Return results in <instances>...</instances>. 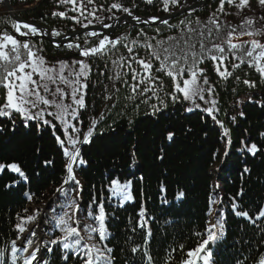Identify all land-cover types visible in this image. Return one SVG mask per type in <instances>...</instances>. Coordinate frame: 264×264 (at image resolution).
<instances>
[{
  "label": "trees",
  "instance_id": "16d2710c",
  "mask_svg": "<svg viewBox=\"0 0 264 264\" xmlns=\"http://www.w3.org/2000/svg\"><path fill=\"white\" fill-rule=\"evenodd\" d=\"M9 1L17 10L19 18L44 26L51 34L54 31L61 33L53 37L106 25L127 14L115 9L107 11L112 3H121L131 9L133 14L149 18L169 15L178 8L170 7L165 12L162 0H154L153 4H147L144 0H95L94 5H88L87 0H84L87 11L95 9V15L101 23L92 17L85 19L79 15V11L71 10L72 4H62L60 0ZM193 1L197 0H180V5ZM79 3L80 0H77ZM219 4L220 0H211L204 7L173 19L168 25L123 26L112 37L120 38L121 45L108 55L92 59L70 57L67 60L63 58L77 52L67 47L69 43L92 47L100 37L83 33L73 37L66 46L56 49L45 39L30 40L27 38L31 35L20 36L14 28L16 22L0 7V35L6 32L29 42L34 50L42 49L39 54L47 61L46 66L59 69L63 62L67 65L64 75L72 80L71 73L79 67L75 61L90 65L91 71L84 81L88 85L83 97L86 107L78 110L76 120L71 116L67 119L69 123L77 124L85 134L93 126L92 122L96 121L93 142L79 145L86 164L75 166L76 179L79 181V186H76L71 181L64 183L67 178V158L63 156L50 128L42 125L37 127L36 121H29L25 126L16 113H13L12 119L0 117V163L17 162L29 177L27 182L15 184L13 177L16 174L9 171L0 174V253L10 254L11 241L17 239V215H26L24 209H28L27 214H31L52 200L58 205L50 203L51 207L46 213L51 217L54 213L62 214L59 212L61 205L78 197L79 211L75 212V217L79 220L80 229L93 223L87 214H98L97 205L103 204L107 238L101 241L98 233H92L93 239L89 240V233L81 231L82 244L95 243L98 247L111 248L112 264H147L145 253L151 255V264H180L186 258V252L197 245L195 233L205 231L207 221L219 214L218 209L223 210L227 236L225 242L212 249L209 264H236L238 259L245 264H252V257L258 253L264 254V218L253 225L236 217L232 211L234 204L240 205L251 216L258 215L264 209V78L247 64L235 68L234 65L239 61L230 55L227 44H224L227 59L221 63V69L226 68L232 74L227 79L215 71L218 61L206 59L198 65L205 69V76L209 80V85H203L206 89L205 100H215L216 104L199 100L197 103L201 108L218 109L214 113L216 120H213L199 109L187 112L186 108L192 106L189 101L174 103L171 100L167 94L174 91L173 82L170 77L157 71L159 63L155 60H152V73L159 77L155 83L160 87L153 91H141L151 87L146 83L140 85L136 93L132 92L131 85L137 81L132 79L129 68L112 63L120 57L130 58L133 55L152 59L150 51L144 47L146 41L162 51V47L174 48L177 41L169 40V37H177L183 47L184 40L180 37L186 39L191 35L190 42L196 43L201 30L207 33L208 28H212V37L204 40L207 49L212 47V41L223 43L231 28H236L234 36L247 29V25L239 27L247 18L256 21L253 26L255 29L264 26V20L260 19L264 16V7L259 5L258 0H250L249 7L243 12L225 3L224 13H220L217 11ZM61 12L65 13L64 17L54 15ZM213 13L221 24L219 33L210 24L205 27ZM72 17H78L80 23H76ZM181 20L185 21L184 25L180 24ZM83 24L89 26L84 28ZM189 24L196 32H187ZM21 31L28 30L22 28ZM248 39L247 36L241 37L243 41ZM261 39L264 42V38ZM161 41L162 46L159 43ZM125 44L133 49L132 53L123 47ZM195 50L200 51L198 44ZM237 55L242 53L238 52ZM131 68L143 71L135 62H131ZM117 73L120 79L114 78ZM245 80L254 82L256 87L250 88L244 83ZM60 85L69 94L66 105L76 107L70 95L72 85ZM209 86L213 88L211 93L207 91ZM5 92L0 87V104L4 103ZM44 95L49 100L53 99L51 94ZM161 100L167 107L161 105ZM153 105L161 109L155 115L152 114ZM45 116L52 119L47 116V112ZM232 117H235V121ZM54 122L57 124L56 135H61L62 126L59 121ZM221 123L229 130L228 136L224 135ZM169 130L174 133L172 141L166 139ZM69 132L76 135L71 129ZM251 144L261 149L255 156L243 150ZM45 161L51 163L46 165ZM113 181H118L121 186L127 184L132 199L126 201L121 195H113ZM61 188L64 192L57 191ZM241 191L243 195H238ZM181 192L183 197L177 199ZM29 195L33 197L32 200H28ZM210 201H219L211 205V217L207 215ZM64 211L71 214L73 210L65 208ZM142 211L145 212L143 216L140 215ZM142 223L145 227H140ZM148 229L152 232L150 237L146 235ZM51 230V224L43 225V231ZM56 234L62 235L58 229ZM134 247L139 251L133 253ZM65 254L71 259L64 260L62 256ZM46 256L47 264H82L78 257L63 253L58 247H54ZM199 264H203V260Z\"/></svg>",
  "mask_w": 264,
  "mask_h": 264
},
{
  "label": "snow or ice",
  "instance_id": "6c2138e0",
  "mask_svg": "<svg viewBox=\"0 0 264 264\" xmlns=\"http://www.w3.org/2000/svg\"><path fill=\"white\" fill-rule=\"evenodd\" d=\"M147 4H153L154 0H144ZM62 4H72V11H79V15L83 16L85 19L92 17L93 19L100 21V18L95 15V9L92 11H87L85 8L84 0H80L77 4V0H60ZM163 10L165 12L169 11L170 7H180V0H162ZM225 3L237 8L238 12H243L245 8L250 5V0H220L218 12L224 13ZM261 7H264V0H258ZM88 5H94L95 0H87ZM113 9L117 11H122L127 13L128 16L133 17L135 21L147 23V21H141L139 17L133 15L131 9L125 7L121 3H112L107 11L111 12ZM54 15H59L61 17L65 16V13H55ZM76 23H80L78 17H72ZM158 17H153L152 20L155 22ZM261 20H264V16H261ZM163 24L168 25L169 21L163 19L160 21ZM91 20H89V24ZM199 23V21H197ZM256 21L253 18H247L239 26L244 28L247 25L248 28L244 29L239 35L234 36L236 33V28L233 27L228 32V38L221 44L212 41V47L207 48L205 46L204 40L210 39L212 37V28H208L207 33L203 30L199 32L200 39L196 43H191V35H188L185 39L183 36L179 39L184 40V45L181 47L177 37H169V40L177 41L174 48L162 47V51L157 49L152 43L145 42L144 47L150 51V56L152 59L138 58V55H133L130 58L120 57L119 60H113L112 63L120 67L127 66L132 74V79L137 82L131 85L132 92L136 93L140 85L149 84L151 87L141 89V91H153L157 89L160 85H157L155 81L159 80L158 76H153V63L155 60L159 63L157 71L162 72L167 77H170L173 82L174 91L168 93L171 100L176 103L181 100L189 101L191 107H187V112H192L199 109L203 113H207L208 116L216 120L214 113L218 109L213 107L201 108L197 100L204 101L205 103L216 104L215 100L206 101L205 91L206 89L203 85H209V80L205 76V69L199 68L198 65L203 64L206 59L211 61H218L216 64L215 71L224 79H227L232 74L224 68L221 69V63L227 59L225 54L224 44H227L228 51L239 63L235 64V68H239L243 64H247L248 67L254 68L256 72L264 78V42L261 38H264V26L259 29H255L253 26ZM89 24H83L84 28H87ZM181 25L185 24V21H180ZM212 25L216 32L219 33L221 24L219 23L216 14L213 13L212 17L209 18L205 27L207 25ZM171 27V25H169ZM21 27L27 29L28 31H21ZM104 27L112 28L113 25H104ZM15 31L20 36H35L43 33L42 30L37 29L35 26L17 23L14 25ZM159 32V29L156 30ZM187 32L189 34L196 32L191 25H187ZM51 35L59 36L61 33L53 32ZM87 36L100 37L98 43L92 47H82L79 43H69L67 47L69 49L77 50L82 56H96L100 57L102 55H108L113 49L118 45H121V39H111L108 35L97 33L95 31L89 32ZM247 36L249 39L247 41L241 40V37ZM155 39V38H153ZM238 42H233V41ZM135 43V41L133 42ZM163 45V42H159ZM199 45L200 51L197 52L195 49ZM60 45L58 44L57 47ZM123 47L128 48L129 53L133 52V49L128 47V45H123ZM40 50H34V46L30 45L29 42L21 41L15 36L8 33L0 35V87H3L5 92L4 103L0 104V117H7L12 119L13 113H16L25 122L36 121L37 127L47 126L52 130V134L55 136V141L59 144L62 149L63 156L67 158V163L65 164L66 179L65 184L74 182L76 186H79V181L76 179L75 166L84 165L86 161L81 157V148L79 145L92 143V137L94 135V126L96 121L92 122L93 126L89 127L86 134L81 131L77 124L69 123L67 117L71 116L73 120L78 117V110L86 107L84 95L85 90L88 85L84 81L87 80L88 75L91 71L90 65L84 63L83 61H75L78 65V70L74 69L71 75L72 80H69L65 75V69L67 67L63 62L60 63L59 69L55 67L46 66L47 61L45 58L39 54ZM242 53V55H237V53ZM219 53V55L213 54ZM23 57V58H22ZM250 58V59H246ZM127 62V63H126ZM131 62H135L140 66L143 71H137L131 68ZM35 77H38L35 78ZM203 77L201 80L200 78ZM115 79H120V74L117 73L114 77ZM59 81L61 84L68 86L72 85V91L70 93L73 104L76 107H71L63 103V100L69 95L65 93L64 90L57 83ZM162 83V82H161ZM244 83L250 88H255L256 84L249 80H245ZM54 85L55 87H50ZM207 91L211 93L213 88L208 87ZM51 94L53 96L52 100L46 98V95ZM155 94V92H154ZM56 97L60 98L57 102ZM159 98V97H157ZM161 105L167 107V104L161 100ZM41 105L46 107H40ZM55 108L56 111H47V109ZM39 109V110H36ZM161 109L156 105H153V115H155ZM47 116H51L52 119H47ZM243 115V113H241ZM235 121V117H232ZM54 121H59L62 126L61 135H56L57 124ZM82 123V121H78ZM217 123H220L217 121ZM224 128V125H220ZM72 130L73 135L69 132ZM224 135H229V130L224 128ZM62 137H66L62 138ZM174 133L169 130L166 135L168 141H172ZM247 152L251 153L253 156L257 152L261 151L256 144H251L250 146H245ZM227 155V153H226ZM162 158V157H161ZM51 161H45V164H50ZM9 171L16 174L13 177L14 183L19 184L21 182H27L29 177L22 166L17 162L0 163V174ZM248 171V169H245ZM112 193L113 195H121L124 200H131L132 196L127 191L128 185L125 184L121 186L118 181H113ZM13 185H6V187H12ZM75 190V189H74ZM58 192H64L63 188L57 189ZM66 196L68 193H64ZM183 193H179L177 199L183 197ZM238 195H243V192H239ZM32 196H28V200H32ZM79 198L73 199L71 202L61 205L62 214L54 213L51 217L48 214H44V218L40 216V210L36 209L31 214L28 213V209H24L26 215H17L16 231L17 239H13L10 245V258L11 264H17L18 261L22 259V264H39L37 253L42 250L47 253H51L54 247H58L63 253H71L79 258L82 264H112V249L108 247H98L95 243L82 244L83 237L81 236V231L89 233L88 239H93L92 233H98L99 240H105L108 236V229L106 226V213L102 203L98 204V214L93 215L92 213L87 214V218L93 221L92 224H86L83 229L79 228V220L75 217V212L79 211V205L77 200ZM219 201H210L208 216H212L211 205L218 203ZM65 208L72 209L70 214L68 211H64ZM218 215L215 219H210L207 221L208 226L204 232H197L195 235L198 237L197 245L195 248L190 249L186 252V258L183 259L180 264H199L203 260V264H209V257L212 256V249L217 245L225 242L227 236L226 226L223 220V210L218 209ZM232 211L236 217L243 218L250 224L256 225V221L264 218V209L258 212V215L251 216L248 211L244 210L240 205L234 204ZM141 216L145 215V212L140 213ZM45 223L52 225V230L45 232L42 229V225ZM77 226H73V225ZM29 225L32 227L30 228ZM140 227H145L142 223ZM259 227V225H257ZM37 229H40L39 235ZM59 230L62 235H57L56 230ZM28 233L27 236H23L24 233ZM146 235L150 237L152 235L151 229H148ZM18 240L20 241V246L18 247ZM30 250V251H29ZM183 250V246H181ZM7 252L8 249H5ZM139 251L138 248H132V252L135 253ZM26 252L27 255H18V253ZM3 253H0L2 256ZM147 255V264H151L152 257ZM64 260H70L71 257L67 254L63 255ZM6 259V258H5ZM40 259H43L42 257ZM252 264H264V254H257L251 258ZM0 264H4L3 260H0ZM45 264L47 262L45 261ZM236 264H245L242 260H237Z\"/></svg>",
  "mask_w": 264,
  "mask_h": 264
},
{
  "label": "water",
  "instance_id": "95a60500",
  "mask_svg": "<svg viewBox=\"0 0 264 264\" xmlns=\"http://www.w3.org/2000/svg\"><path fill=\"white\" fill-rule=\"evenodd\" d=\"M208 1H210V0H198V1H194L193 3H186V4L182 5L179 9H177L173 14H171L169 16L158 17L159 19L156 20L155 22H153L152 19L139 17L141 21H147V23H143V22L138 23L134 19H130V16L126 15V16L120 18L119 20L112 22V24H110V25H113L112 28L100 26V27H93V28L86 29L83 32L89 33V32L95 31L97 33L108 35L110 38L113 35V33L123 24H125V25L129 24V25H133V26H159V25L163 24L160 22L161 20L167 19L168 21H171L173 18H176L177 16L184 14L190 10L203 7L205 5V3ZM0 3L3 5L5 11H7V13H9V15L16 21V23H19L21 25H23V24L32 25V26H35L37 29L42 30L43 33H46V34H39L37 36H34V37H32V39L41 37L43 39L48 40L55 47H57L58 44L60 46H64L70 40L71 37H73L77 34L83 33V32H78V33L73 34V35H68V36L59 37V38H53V37H51L50 32L45 27L37 26L33 23L26 22V21L18 18L16 16V14L14 13V10H13L12 6L9 4L8 0H0Z\"/></svg>",
  "mask_w": 264,
  "mask_h": 264
},
{
  "label": "rangeland",
  "instance_id": "374dc122",
  "mask_svg": "<svg viewBox=\"0 0 264 264\" xmlns=\"http://www.w3.org/2000/svg\"><path fill=\"white\" fill-rule=\"evenodd\" d=\"M9 1V0H8ZM211 1V0H210ZM210 1H208V2H206L205 3V5L207 4V3H209ZM9 4H10V1H9ZM11 5V4H10ZM0 7H2L3 9H4V7H3V5L0 3ZM13 8V10H14V13L16 14V16L18 17V15H17V10L14 8V7H12ZM4 11H5V9H4ZM6 13H7V11H5ZM8 14V13H7ZM9 15V14H8ZM10 16V15H9ZM11 17V16H10ZM12 18V17H11ZM19 18V17H18ZM13 19V18H12ZM14 20V19H13ZM15 21V20H14ZM17 24V23H16ZM21 25V24H20ZM23 27H21V29H22ZM36 39H39V38H35V39H31V40H36ZM75 54V51L74 52H72V54L71 55H74ZM71 55L70 56H68L67 58H63V60H67V59H70V57H71ZM96 56H89V57H84V56H82L81 54L79 55V56H75V57H73V58H85V59H92V58H95ZM69 72V71H68ZM67 77V76H66ZM68 78V77H67ZM57 83L59 84V86H61L60 84V82L59 81H57ZM67 97L63 100V103L64 104H66L67 103ZM60 101V98L57 100V102H59ZM42 229H43V227H42ZM37 232H38V235H39V232H40V229H37ZM27 235H28V233H27ZM26 235V236H27ZM20 243H18V245H19ZM17 245V246H18ZM41 254V253H40Z\"/></svg>",
  "mask_w": 264,
  "mask_h": 264
},
{
  "label": "bare ground",
  "instance_id": "6f19581e",
  "mask_svg": "<svg viewBox=\"0 0 264 264\" xmlns=\"http://www.w3.org/2000/svg\"><path fill=\"white\" fill-rule=\"evenodd\" d=\"M201 8V7H200ZM200 8H197V9H200ZM50 203L51 204H54V205H58L57 204V202L55 203V202H53L52 200L50 201ZM50 203L48 202L46 205H44L43 207H41L40 208V216H41V218H43V214H45L49 209H50ZM59 212H61V210L59 211ZM62 213V212H61ZM32 226H30V228H31ZM41 227H43V225L41 226ZM20 245H18V247H19ZM30 251V250H29ZM41 252H43V250L41 251ZM40 252V253H41ZM40 253H37V256H39L40 255ZM45 253V252H44ZM24 254L25 255H27L28 253H26V252H24ZM47 254H45V256H46ZM47 257V256H46Z\"/></svg>",
  "mask_w": 264,
  "mask_h": 264
}]
</instances>
